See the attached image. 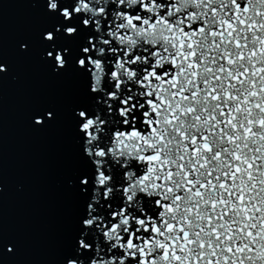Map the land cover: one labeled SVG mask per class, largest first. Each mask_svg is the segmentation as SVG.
I'll return each instance as SVG.
<instances>
[{
  "label": "snow or ice",
  "instance_id": "snow-or-ice-1",
  "mask_svg": "<svg viewBox=\"0 0 264 264\" xmlns=\"http://www.w3.org/2000/svg\"><path fill=\"white\" fill-rule=\"evenodd\" d=\"M26 2L14 54L59 85L27 125L68 160L57 264H264V0ZM20 251L0 230V264Z\"/></svg>",
  "mask_w": 264,
  "mask_h": 264
},
{
  "label": "water",
  "instance_id": "water-1",
  "mask_svg": "<svg viewBox=\"0 0 264 264\" xmlns=\"http://www.w3.org/2000/svg\"><path fill=\"white\" fill-rule=\"evenodd\" d=\"M0 53L15 79L0 81V230L20 242L16 264H57L71 197L63 188L67 165L60 129L33 130L27 115L50 99L53 81L37 54H14L19 32L41 22L26 0H0Z\"/></svg>",
  "mask_w": 264,
  "mask_h": 264
}]
</instances>
